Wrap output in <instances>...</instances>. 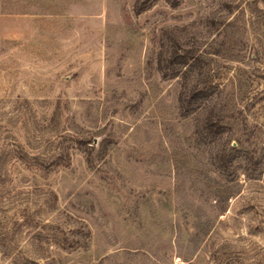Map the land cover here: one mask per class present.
<instances>
[{
  "label": "rangeland",
  "instance_id": "obj_1",
  "mask_svg": "<svg viewBox=\"0 0 264 264\" xmlns=\"http://www.w3.org/2000/svg\"><path fill=\"white\" fill-rule=\"evenodd\" d=\"M138 1L0 0V264H264V0ZM171 37L221 138L158 69Z\"/></svg>",
  "mask_w": 264,
  "mask_h": 264
},
{
  "label": "trees",
  "instance_id": "obj_2",
  "mask_svg": "<svg viewBox=\"0 0 264 264\" xmlns=\"http://www.w3.org/2000/svg\"><path fill=\"white\" fill-rule=\"evenodd\" d=\"M139 11L143 10L140 9ZM201 63V56H196L193 50L187 49L175 37H171L169 42L160 46L157 64L162 76L164 78H176L179 76L184 78L179 94L182 114L188 115L200 108L201 112L205 113L202 125H199L202 128L201 131L206 137L218 139L227 132L226 126L230 121L220 115L221 107L218 108L217 102L210 108L214 98V85L207 76L201 77L203 75ZM215 109H218L219 112L217 111L213 114ZM235 143L237 144L236 146H224L217 152V164L221 173L230 172L231 167L236 166V161L244 154L246 155L242 140L236 138ZM242 160L238 164L239 167L245 163L249 165L250 159Z\"/></svg>",
  "mask_w": 264,
  "mask_h": 264
}]
</instances>
